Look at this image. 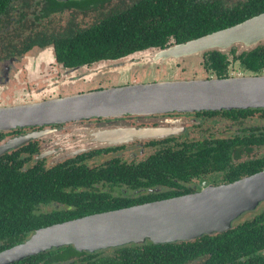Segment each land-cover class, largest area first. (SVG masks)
I'll use <instances>...</instances> for the list:
<instances>
[{
  "label": "flooded vegetation",
  "instance_id": "af4514ba",
  "mask_svg": "<svg viewBox=\"0 0 264 264\" xmlns=\"http://www.w3.org/2000/svg\"><path fill=\"white\" fill-rule=\"evenodd\" d=\"M134 7L139 8L146 25L171 22L170 28L179 31V36L193 29L214 30L181 41L170 34L162 46L120 56L81 61L74 55L75 43H83L80 34L92 31L112 14ZM262 13L264 0H0V108L144 84L132 79L137 68L196 58L204 79L258 74L247 70L239 58L263 48L264 43L247 50L240 46L225 52L208 50L173 61L157 60L153 55ZM144 52L150 53L141 55ZM212 53L225 57L222 74L209 66ZM130 71V80H112V76L116 79ZM120 128L166 134L129 137L114 144L101 140L105 132ZM263 170L264 109L126 115L121 120L91 117L2 130L0 182L5 173L19 180L17 192L0 185V253L54 225L199 194ZM32 175L46 185L33 188L28 182ZM9 205L15 214L16 208L21 214L4 216ZM229 231H237L239 237L254 232L253 246L238 245L235 250L225 248L218 253L214 239ZM182 243L193 246L177 247ZM171 244H176L172 250L177 257L197 255L184 264H264V201L241 214L225 232ZM66 247L13 264H156L147 254L144 262H121L127 253L122 254L119 248L125 246L93 253L77 251L80 255L72 259L63 258L61 249ZM213 256L217 258L212 263Z\"/></svg>",
  "mask_w": 264,
  "mask_h": 264
},
{
  "label": "water",
  "instance_id": "95a60500",
  "mask_svg": "<svg viewBox=\"0 0 264 264\" xmlns=\"http://www.w3.org/2000/svg\"><path fill=\"white\" fill-rule=\"evenodd\" d=\"M264 43V13L222 31L158 50L155 59L173 61L204 51L251 49ZM264 109V74L224 79L168 80L54 98L24 107L0 108V131L91 117L124 119L126 115ZM158 130L120 128L102 141L164 136ZM264 201V170L199 194L134 206L54 225L0 253V264H13L53 248L73 246L97 252L130 244L188 242L229 230L241 214Z\"/></svg>",
  "mask_w": 264,
  "mask_h": 264
},
{
  "label": "trees",
  "instance_id": "16d2710c",
  "mask_svg": "<svg viewBox=\"0 0 264 264\" xmlns=\"http://www.w3.org/2000/svg\"><path fill=\"white\" fill-rule=\"evenodd\" d=\"M154 8V7H153ZM135 10V11H134ZM134 11V12H133ZM147 21L144 16L139 12V8L134 7L133 9L126 10L120 14H112V16L105 18L101 21L100 25L88 31L85 34H80L79 38L83 41L82 45L73 47L74 55L79 57L81 61L88 59L96 60L98 58H107L113 56L125 55L136 50H142L150 46H162L166 38L170 34H175L179 41L189 39L196 35H202L209 31L189 30L186 33L179 36V31L170 28L173 23L166 22L155 26L146 25ZM210 62L209 66L212 67L219 74L225 70V57L219 53H212L209 55ZM244 67L250 72L260 73L264 67V46L259 50H254L248 54L242 55L240 58ZM251 74V73H249ZM253 74L252 75H258ZM261 75V74H260ZM183 176V175H182ZM17 178L9 173L4 174L3 182L0 185L9 189H13L17 192L16 185L18 184ZM28 182L33 188H39L45 186L44 181H41L38 177L30 176ZM18 200V199H16ZM16 214L13 212L12 205H9L8 209L3 213L4 216H18L21 212L16 208ZM1 214V213H0ZM240 238V239H239ZM256 235L254 232L247 234V236L239 237L238 232H227L223 235L216 237L213 248L220 250L227 248L229 251L235 250L237 246L244 248H250L253 246ZM206 240V239H205ZM204 240V241H205ZM191 243H182L180 248L192 247ZM176 247V244H163L155 245L151 242L140 245H130L123 248H119L122 254L127 253L125 260H121L123 263H140L144 262L143 256L148 255L149 259H153L156 264H184L189 262L197 255H184L176 256L172 250ZM210 247V246H209ZM63 252V258L72 259L80 255L73 249L72 246H67L61 249ZM160 256V257H158ZM173 257L170 260L161 261V257ZM222 255L219 256V259ZM217 258V257H216ZM213 256L212 263L216 261ZM221 262V260H220Z\"/></svg>",
  "mask_w": 264,
  "mask_h": 264
},
{
  "label": "rangeland",
  "instance_id": "374dc122",
  "mask_svg": "<svg viewBox=\"0 0 264 264\" xmlns=\"http://www.w3.org/2000/svg\"><path fill=\"white\" fill-rule=\"evenodd\" d=\"M88 21V20H87ZM150 52H144L141 55H145ZM199 58L185 61V62H168L162 65H154L153 68L142 67L137 68L136 73H132V79L139 81H145L146 83L152 81H168V80H193L204 79L206 76L199 64ZM179 65V66H177ZM147 66V65H146ZM131 78V71L128 74H122L119 78L112 80L115 82L128 81ZM143 82V83H145Z\"/></svg>",
  "mask_w": 264,
  "mask_h": 264
}]
</instances>
